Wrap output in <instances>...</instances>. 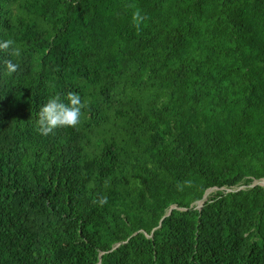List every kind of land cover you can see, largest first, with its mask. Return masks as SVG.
<instances>
[{
    "label": "trees",
    "instance_id": "16d2710c",
    "mask_svg": "<svg viewBox=\"0 0 264 264\" xmlns=\"http://www.w3.org/2000/svg\"><path fill=\"white\" fill-rule=\"evenodd\" d=\"M5 39L0 264H264V0H0Z\"/></svg>",
    "mask_w": 264,
    "mask_h": 264
},
{
    "label": "clouds",
    "instance_id": "9594fccd",
    "mask_svg": "<svg viewBox=\"0 0 264 264\" xmlns=\"http://www.w3.org/2000/svg\"><path fill=\"white\" fill-rule=\"evenodd\" d=\"M128 7L134 8L131 20L136 32L141 31V26L145 24L148 17L142 14L141 10L133 4ZM0 53L6 54V57L0 60L5 66V75L12 77L19 70V63L14 58L21 56V48L16 45L13 39L0 40ZM67 103H65L59 95L50 99L41 107L36 124V132L42 136L55 134V130L59 128H77L80 124V118L84 109L89 107L86 100H82L78 92H68ZM190 185V181L184 182ZM178 190H181L178 185ZM108 203L106 195H100L93 200V204L103 208Z\"/></svg>",
    "mask_w": 264,
    "mask_h": 264
},
{
    "label": "water",
    "instance_id": "95a60500",
    "mask_svg": "<svg viewBox=\"0 0 264 264\" xmlns=\"http://www.w3.org/2000/svg\"><path fill=\"white\" fill-rule=\"evenodd\" d=\"M262 179V178H261ZM257 180H260V179H257ZM256 179H254L253 181H257ZM240 188V187H239ZM239 188H237V189H239ZM216 189V188H215ZM226 191H235V189H233V190H228V189H226ZM207 196H206V190L204 191V193H203V195H202V197L198 200V201H196V203H195V208H197V209H200V207L202 206V202L204 201V199L206 198ZM174 207V205H172V206H170L169 207V209L167 210V212H166V214H168V212L170 211V208H173ZM159 223H160V221H159ZM159 223H158V225H159ZM118 243H116L113 247H115L116 245H117ZM98 264V263H97Z\"/></svg>",
    "mask_w": 264,
    "mask_h": 264
},
{
    "label": "rangeland",
    "instance_id": "374dc122",
    "mask_svg": "<svg viewBox=\"0 0 264 264\" xmlns=\"http://www.w3.org/2000/svg\"><path fill=\"white\" fill-rule=\"evenodd\" d=\"M253 184H258V185H261V186H264V180H257V181H253V180H251L249 183H248V185L250 186V185H253ZM208 189H211V188H208ZM208 189H206V191L208 190ZM212 190V191H211ZM211 190H209L210 191V193H213L216 189L215 188H212ZM208 192V191H207ZM209 193V194H210ZM207 194V193H206ZM207 196V195H206Z\"/></svg>",
    "mask_w": 264,
    "mask_h": 264
},
{
    "label": "bare ground",
    "instance_id": "6f19581e",
    "mask_svg": "<svg viewBox=\"0 0 264 264\" xmlns=\"http://www.w3.org/2000/svg\"><path fill=\"white\" fill-rule=\"evenodd\" d=\"M260 180H263V179H260ZM254 182H255V181H254ZM211 189H212V188H211ZM208 190H210V189H208ZM208 190H207V191H208ZM207 191H206V193H207ZM206 195H207V194H206Z\"/></svg>",
    "mask_w": 264,
    "mask_h": 264
}]
</instances>
